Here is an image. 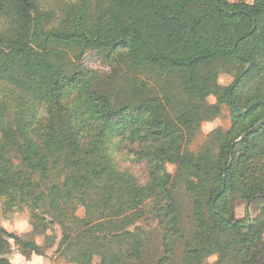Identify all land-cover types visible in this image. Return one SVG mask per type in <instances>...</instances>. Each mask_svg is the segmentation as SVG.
Segmentation results:
<instances>
[{
    "label": "trees",
    "instance_id": "obj_1",
    "mask_svg": "<svg viewBox=\"0 0 264 264\" xmlns=\"http://www.w3.org/2000/svg\"><path fill=\"white\" fill-rule=\"evenodd\" d=\"M88 51L110 71L86 67ZM220 72L234 74L229 86ZM255 100H264V0H0V192L50 214L32 212L33 232L59 225L56 252L69 262L264 264V104L235 110ZM223 105L230 128L189 150ZM124 154L146 164L145 179L122 166ZM246 202L258 212L244 207L239 219ZM142 218L161 233L156 259ZM4 235L42 254L0 228V264Z\"/></svg>",
    "mask_w": 264,
    "mask_h": 264
},
{
    "label": "rangeland",
    "instance_id": "obj_2",
    "mask_svg": "<svg viewBox=\"0 0 264 264\" xmlns=\"http://www.w3.org/2000/svg\"><path fill=\"white\" fill-rule=\"evenodd\" d=\"M246 5H249V2H245ZM83 63L86 67L99 72H109V64L106 62L105 59L100 57V55L95 51H88L83 56ZM234 80V74L226 73V72H220L218 75V83L222 86H229ZM208 101L213 103L215 101L214 97H209ZM204 122H214L215 127L212 129L220 128L222 130H227L230 128L232 124V111L231 108H229L227 105L222 106L221 114L210 120V121H204ZM202 122L193 137L192 141L188 145V149L191 151H196L199 149L204 141L206 140L207 136L209 135L208 132L205 134L202 131ZM17 154L15 152H11L7 155L8 158L12 161L13 164H18V158L15 157ZM124 161H121L122 166L124 168L129 169L138 179L143 180L145 179L146 172H147V166L142 160H136L134 158H129L126 156V154L123 155ZM168 172L171 174L175 171V165L168 164L166 166ZM182 198L185 200V197L182 195ZM32 197H28L27 199L23 200L18 197L11 199L9 195L3 194L0 192V218L2 219H8L12 220L14 218H27L29 224L31 225L30 231H24L20 233L19 235L13 231V232H7L10 234H15L20 236L23 239H31L34 241L36 245H38L41 248V253L39 254L48 261V264H75L72 262H69L65 257L60 256L57 252V246L61 238V229L60 226L57 224H50L48 228L45 231H38L33 232V225L32 222L34 220L32 216V212H35L38 216H42L46 221L50 220V214L44 211V209H35L32 211ZM185 202L184 204H186ZM245 205L244 203H240L237 206H235V215L237 218L242 219L245 216ZM73 214L80 218L85 217V208L81 205H76L75 210H72ZM258 212L257 206H251L249 207V215L250 217L254 216ZM183 220L186 221V217L184 216ZM137 224L144 228L147 231L148 237L151 239L152 243L147 249V253L150 255V259H156L161 255V233L159 231V228L157 226V223L155 220L151 218H142L140 219ZM3 229V228H2ZM264 235V233H263ZM5 238L8 240V236L4 235ZM13 240V239H12ZM9 243V240H8ZM14 252H19L26 261H30L32 258L33 252H31L28 256L25 254H22L19 250L18 245L14 242L13 244H9L8 252L5 253V257L9 260V258L12 256ZM181 255V250L178 249L175 253V259L176 263L179 262V258ZM100 261L99 256H95L93 259L94 264H98ZM215 261V260H214ZM214 261H211L209 263H212Z\"/></svg>",
    "mask_w": 264,
    "mask_h": 264
},
{
    "label": "clouds",
    "instance_id": "obj_3",
    "mask_svg": "<svg viewBox=\"0 0 264 264\" xmlns=\"http://www.w3.org/2000/svg\"><path fill=\"white\" fill-rule=\"evenodd\" d=\"M215 127L214 122H204L202 124V131L207 134L212 131ZM0 228H3L7 232L15 231L18 235L24 231H30L31 225L28 222L27 218H14L11 221L8 219L0 218ZM9 244H13V240L11 237L8 238ZM209 262L214 261L216 256L213 254L210 257L206 258ZM9 264H48V261L45 257L33 253L30 261H26L24 257L19 252H14L12 256L9 258Z\"/></svg>",
    "mask_w": 264,
    "mask_h": 264
},
{
    "label": "water",
    "instance_id": "obj_4",
    "mask_svg": "<svg viewBox=\"0 0 264 264\" xmlns=\"http://www.w3.org/2000/svg\"><path fill=\"white\" fill-rule=\"evenodd\" d=\"M249 64H250V63H249ZM249 64H248V66L245 68L244 71H246V70L248 69ZM258 103H260V104H264V100H255V101L251 102L250 104H248V105L246 106V108H239V107H236V106H235V110H236L237 113L241 114V113H243V112L248 111L250 108H252L254 105H256V104H258ZM263 123H264V117H263L259 122H257L256 125L259 126V125H261V124H263ZM246 133H247V131L244 132V133L242 134V136H241L240 138H238L236 141H240V140H242ZM248 207H249V202H246V204H245V208L248 209ZM247 216H248V214L246 213L245 217H247ZM246 225H247V223H246Z\"/></svg>",
    "mask_w": 264,
    "mask_h": 264
},
{
    "label": "crops",
    "instance_id": "obj_5",
    "mask_svg": "<svg viewBox=\"0 0 264 264\" xmlns=\"http://www.w3.org/2000/svg\"><path fill=\"white\" fill-rule=\"evenodd\" d=\"M249 2V5L252 3L253 0H244V2Z\"/></svg>",
    "mask_w": 264,
    "mask_h": 264
}]
</instances>
